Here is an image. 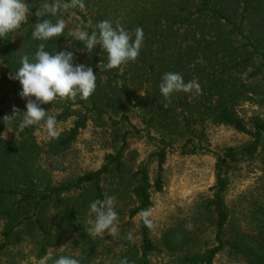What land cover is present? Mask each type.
<instances>
[{"label": "rangeland", "instance_id": "1", "mask_svg": "<svg viewBox=\"0 0 264 264\" xmlns=\"http://www.w3.org/2000/svg\"><path fill=\"white\" fill-rule=\"evenodd\" d=\"M26 2L31 9L28 22L22 24L17 32L9 33V42L18 55L22 57L27 54L29 62L34 63L37 46L41 43L31 36L34 23L37 21L34 13L43 3H52L53 0ZM66 2L70 0H61V3ZM83 2L85 4L83 10L78 7L67 12L61 10L55 18L50 19L55 22L63 18L68 26L64 30L65 36L58 37L61 39L59 42L58 38L44 42L45 50L50 54L55 51H72L73 66L84 64L93 69L96 75L94 99L96 104L103 108L104 113L99 116L96 111H90L85 128L79 131L76 139L66 150L57 154L50 151V143L55 139L48 137L44 122L41 121L31 127L35 142L41 149L37 166L49 176L51 185L74 182L84 173L100 168L105 162L106 155L114 153L121 146V135L130 132L126 137L127 145L123 155L124 172L104 176L100 181L104 198L105 194L115 197V210L118 213L115 225L117 233L112 237L105 230L104 236L91 235L88 231L91 226L89 222L95 218L94 214H89V205L93 202L92 191L86 189L83 192L84 197L81 196L79 199L77 196L81 190L71 191L62 195L60 207L47 206L45 209L48 233L37 231L32 236L24 235L18 244L6 246L0 251V264H42L46 259L47 264H53L61 255L76 258L80 264H119L124 258L132 264L131 261L140 255L142 220L138 214L129 216L130 209L136 205L132 193L135 180L131 175L146 163L149 178L154 179L157 163L148 156L160 146L158 139L161 138L163 129L149 119L154 114L152 104L159 106V101L150 96L147 101L140 103L139 98L146 88H153L152 81H146L149 64L154 65L155 76L162 79L163 68L175 62L179 63L175 73L181 74L185 82L197 81L202 92L173 93L169 105L178 121L183 114L190 117L191 124L200 133L201 144L213 152L181 154L178 145L186 137H178L177 142L168 147V154L162 166L163 187L160 191L151 193L152 205L149 207L152 211L150 219L153 222V227L149 229V238L159 250L149 254L148 261L149 264H188L182 259L184 256L203 253L206 248L216 244L215 217L203 206L204 201L213 194L211 186L215 183V153L225 154L251 140L248 134L216 123L211 118L201 117L198 113L196 105L206 99L207 84L205 79L198 76L197 64L204 66L203 46L208 41H214L216 37L208 29L199 28L202 19L194 20L190 25H183L176 35L172 29L167 28L166 22L162 21L160 29L154 27L147 33L143 32L142 47L134 62L129 61L122 65V71L104 70L103 64L107 63V53L101 52L100 45L88 54L83 50L81 42L68 35L69 31L88 24L95 30L98 22L108 20L113 27L119 23L132 34L136 28L134 23L136 17L140 18L143 14L153 12L158 8L159 2L158 0H83ZM167 5L168 2L164 1L161 8L167 9ZM189 8L193 11L195 5H190ZM48 17L50 16L46 14L43 18L49 19ZM128 25L131 28L128 29ZM221 33L227 35L222 31ZM231 40L236 46L244 42L240 38ZM95 51L99 54H94ZM1 66L3 61L0 58ZM252 70L253 67L250 66L244 72L233 69L226 73V77H229L228 82L243 91V97L235 105L234 111L249 129L253 128V118L261 119L264 123V78L251 76ZM215 73L224 76L219 68ZM6 88L0 87V98L4 96L3 91ZM78 100L79 97L70 100L73 114L66 119H58L57 116L68 106V100L58 99L52 104H43L40 107L48 111L49 115H55L56 127L61 133L73 125L78 113L84 112L85 109ZM22 101L21 97L9 95L6 104L8 107L14 103L22 106ZM85 104L89 107L92 105L91 97L85 100ZM194 108L196 111L192 114ZM20 115L22 118V113ZM193 116L197 117L195 121L192 120ZM13 121L14 119H9L2 131V136L6 139L15 135L12 129ZM197 140L195 139V142ZM224 170L228 185L223 199L229 211L224 236L225 239H230L238 233L255 228V211L264 207V139L253 157L241 158L236 162L227 161ZM74 203H81L75 220L63 221L61 212ZM80 229L94 241L95 247L91 253L81 241H78ZM1 231L2 221L0 242ZM129 233L133 238L131 241L127 238ZM42 239L47 240L46 252L39 256L38 248ZM49 257L51 258L48 259ZM213 264L247 262L243 257L231 254L225 247L215 255Z\"/></svg>", "mask_w": 264, "mask_h": 264}, {"label": "trees", "instance_id": "2", "mask_svg": "<svg viewBox=\"0 0 264 264\" xmlns=\"http://www.w3.org/2000/svg\"><path fill=\"white\" fill-rule=\"evenodd\" d=\"M164 1L168 2L167 9L161 8L164 6ZM158 2V8L153 12L143 14L140 18L136 17L134 21L136 28L140 27L143 32L147 33L154 27L160 29L162 21H165L167 28L172 29L176 35L183 25H190L194 20L202 19L199 28L208 29L216 38L214 37V41H208L203 46L204 66L197 64V74L205 79L207 84L206 99L196 105L198 113L201 117L211 118L216 123L230 126L251 137L248 143L237 149L225 154L215 153V183L211 186L213 194L204 201L203 206L215 217L216 244L206 248L203 253L184 256L182 259L188 264H213L215 255L227 247L231 254L243 257L247 264H264V207L255 211V228L238 233L233 238L225 239V226L229 211L223 199L228 185L224 170L226 162H236L241 158L253 157L264 139V123L261 119L253 118V128L249 129L235 113L234 107L242 99L243 91L231 85L228 82L229 77H226V73L228 74L233 69L237 72H244L252 66L253 70L250 75L264 78V0H158ZM190 5H195V10L191 11ZM49 16V19L55 18V16ZM127 27L131 28L130 25ZM86 29L89 34L93 31L91 27ZM221 31L227 35H223ZM132 34L134 38V33ZM233 38L243 39L244 42L236 46L232 43ZM55 39L52 38L51 41ZM60 40L58 38V42ZM94 54H99V52L95 51ZM0 58L3 61V66L0 67V87H7L3 91L4 96L0 98V221H2L0 251H2L8 245L18 244L24 235L32 236L37 231L47 234L45 209L47 206L60 207L63 194L81 190L77 196L79 199L81 196L84 197L83 192L86 189H90L93 196L92 201L103 200L100 181L104 176L124 172L123 155L127 145L126 137L130 132L121 135V146L114 153L106 155L105 162L100 168L84 173L74 182L51 185L49 176L37 166V158L41 149L35 142L32 127H26L23 131L18 130V125L22 120L20 113L11 118L14 119L12 123L14 137L6 139L2 136V131L9 122V119H4V117L11 116L13 107L22 111L23 115L26 111V99H23L22 106L14 103L8 107L6 104L9 95L19 98V92L22 90L19 81L11 78L21 66V56L12 48L9 35L7 39H0ZM178 65L179 63L175 62L169 67H164L163 74L175 73ZM148 67L146 81H152L153 88H146L139 102L147 101L150 96L159 101V106L152 104L154 114L149 119L160 125L163 132L161 138L158 139L160 146L148 156L157 163L154 179L150 180L146 163L131 175L135 180L132 193L136 205L130 209V217L143 209H149L152 205L151 193L162 189V166L168 154V147L177 142L178 137H186L178 145L181 154L213 152L201 144L200 133L191 124L189 116L183 114L181 120L178 121L170 105L167 108L163 107L165 101L159 91L161 79L155 76L156 70L153 64H149ZM218 68L224 76H218L215 73ZM123 77L124 74H122V79ZM123 87L125 88V84ZM95 93L94 91L90 96L92 100L90 107L85 104V100H78L85 110L77 114L73 125L68 130L61 132L59 138L50 143L52 153H60L69 147L79 131L85 128L90 111H96L99 116L104 113L103 108L96 104ZM71 103L68 100V106L57 116L58 119H66L73 114ZM195 109L192 110V114L196 111ZM195 117L193 116L192 120L195 121L197 119ZM195 139H198L197 142ZM80 205L81 203H74L65 208L61 212V219L63 221L75 220ZM140 233V255L131 262L132 264H149V254L158 251L159 248L151 242L149 228L143 224V221ZM78 241L86 246L89 253L94 250V241L83 229H80L78 233ZM46 242L45 239L41 240V246L38 248L39 256L45 254Z\"/></svg>", "mask_w": 264, "mask_h": 264}, {"label": "clouds", "instance_id": "3", "mask_svg": "<svg viewBox=\"0 0 264 264\" xmlns=\"http://www.w3.org/2000/svg\"><path fill=\"white\" fill-rule=\"evenodd\" d=\"M79 8L83 10L85 4L83 0H70L61 3V0H53L52 3H43L36 8L34 15L37 21L31 36L34 40L41 41L35 53V62L30 63L28 55L21 57V66L15 71L12 79L18 80L22 86L19 96L26 99V111L23 112L22 120L18 125V130L23 131L26 127L44 122V127L50 139H58L60 132L57 130V120L55 115H49L48 111L40 107L43 104L60 101L87 100L96 89V75L91 67L84 64L73 66V52L59 51L52 54L45 50L46 41L51 38H58L64 35V30L68 26L63 18L53 22L43 18L46 14L57 16L63 10ZM31 9L26 0H0V39H7L9 33L17 32L22 24L28 22ZM42 18V19H41ZM92 27L90 24L82 25L77 30H70L68 35L75 41L81 42L89 54L97 45H100L101 52L107 53V63L103 64L104 70L117 69L122 71V65L129 61L134 62L139 56V50L143 43V30L137 27L133 34L126 31L119 23L113 27L108 20L100 21L96 24L95 30L89 34L86 28ZM81 49H77L80 51ZM159 91L164 98L163 107L167 108L171 103L173 93H191L195 91L201 94L199 83L195 80L185 82L182 75L174 72L163 74L159 84ZM141 95V94H140ZM34 97L35 99H32ZM11 116L4 119H11L16 114L21 113L19 109L13 107ZM89 214H94V220L90 221L88 231L93 236H104L105 230L112 237L116 235V222L118 213L115 210V197L105 194L103 200L97 199L90 203ZM151 209H143L138 213V217L143 224L151 229L153 222L150 219ZM133 239L131 233L127 237ZM49 257L48 259H50ZM47 264V259L42 262ZM53 264H80L76 258L61 255L55 259ZM119 264H129L127 258L121 259Z\"/></svg>", "mask_w": 264, "mask_h": 264}]
</instances>
